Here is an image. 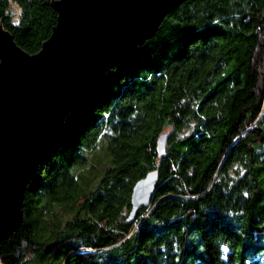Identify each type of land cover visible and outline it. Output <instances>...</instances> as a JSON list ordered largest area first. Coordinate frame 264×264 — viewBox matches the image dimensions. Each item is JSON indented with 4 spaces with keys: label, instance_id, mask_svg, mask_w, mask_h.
I'll return each mask as SVG.
<instances>
[{
    "label": "trees",
    "instance_id": "16d2710c",
    "mask_svg": "<svg viewBox=\"0 0 264 264\" xmlns=\"http://www.w3.org/2000/svg\"><path fill=\"white\" fill-rule=\"evenodd\" d=\"M57 17L52 0H0V25L31 55ZM23 213L0 264H264V0L169 14L68 115Z\"/></svg>",
    "mask_w": 264,
    "mask_h": 264
},
{
    "label": "water",
    "instance_id": "95a60500",
    "mask_svg": "<svg viewBox=\"0 0 264 264\" xmlns=\"http://www.w3.org/2000/svg\"><path fill=\"white\" fill-rule=\"evenodd\" d=\"M187 1L52 0L57 24L33 55L0 25V242L23 224L28 185L68 115ZM166 143L164 135L161 156ZM158 184L156 171L136 183L130 222Z\"/></svg>",
    "mask_w": 264,
    "mask_h": 264
},
{
    "label": "clouds",
    "instance_id": "9594fccd",
    "mask_svg": "<svg viewBox=\"0 0 264 264\" xmlns=\"http://www.w3.org/2000/svg\"><path fill=\"white\" fill-rule=\"evenodd\" d=\"M17 21H18V20H14L13 23H18Z\"/></svg>",
    "mask_w": 264,
    "mask_h": 264
},
{
    "label": "snow or ice",
    "instance_id": "6c2138e0",
    "mask_svg": "<svg viewBox=\"0 0 264 264\" xmlns=\"http://www.w3.org/2000/svg\"><path fill=\"white\" fill-rule=\"evenodd\" d=\"M17 22H19V21H17ZM225 251H227V249H225Z\"/></svg>",
    "mask_w": 264,
    "mask_h": 264
}]
</instances>
